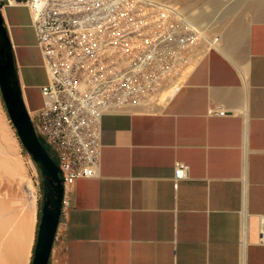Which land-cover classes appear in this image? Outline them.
Masks as SVG:
<instances>
[{
    "label": "crops",
    "instance_id": "0c3cea01",
    "mask_svg": "<svg viewBox=\"0 0 264 264\" xmlns=\"http://www.w3.org/2000/svg\"><path fill=\"white\" fill-rule=\"evenodd\" d=\"M27 9L0 11L35 111L29 50L42 51ZM244 28L206 48L159 108L102 114L98 175L74 185L48 264H264V20ZM177 162L189 169L176 182ZM40 211L37 201L25 264Z\"/></svg>",
    "mask_w": 264,
    "mask_h": 264
},
{
    "label": "built area",
    "instance_id": "2783aa9c",
    "mask_svg": "<svg viewBox=\"0 0 264 264\" xmlns=\"http://www.w3.org/2000/svg\"><path fill=\"white\" fill-rule=\"evenodd\" d=\"M6 4L28 6L48 76L42 106L28 114L58 159L64 192L56 240L65 234L62 218L77 180L98 175L100 117L126 110L128 102L138 105L134 70L153 59L166 63L193 34L178 6L156 0H0V8ZM109 50L105 77L101 57ZM188 169L177 162L176 182Z\"/></svg>",
    "mask_w": 264,
    "mask_h": 264
},
{
    "label": "bare ground",
    "instance_id": "6f19581e",
    "mask_svg": "<svg viewBox=\"0 0 264 264\" xmlns=\"http://www.w3.org/2000/svg\"><path fill=\"white\" fill-rule=\"evenodd\" d=\"M156 1L173 6L181 2L180 5H182L178 6V10L185 17V24L191 29L193 35L179 53L169 56L170 59L166 63L153 59L143 64L141 71L134 70L132 77L139 90L140 103L136 105L128 102L126 110L159 108L179 86L183 77L206 48L219 44L226 32L230 31L232 35L234 30H244L246 24L254 17L264 19V0ZM112 54L109 50L101 57V68L105 77H109V68L106 63L113 58ZM116 57L119 58L118 55ZM4 145L0 126V170H5L9 165L8 159L1 155ZM32 196L36 199L34 191ZM18 197L19 194L12 191L8 200L0 199V264H25L26 250L32 232L30 217L22 213L19 205L16 206L14 203L18 202Z\"/></svg>",
    "mask_w": 264,
    "mask_h": 264
},
{
    "label": "water",
    "instance_id": "95a60500",
    "mask_svg": "<svg viewBox=\"0 0 264 264\" xmlns=\"http://www.w3.org/2000/svg\"><path fill=\"white\" fill-rule=\"evenodd\" d=\"M0 11V91L16 131L43 175L44 202L32 264H48L61 218L63 184L60 169L36 135L24 103L11 40Z\"/></svg>",
    "mask_w": 264,
    "mask_h": 264
},
{
    "label": "rangeland",
    "instance_id": "374dc122",
    "mask_svg": "<svg viewBox=\"0 0 264 264\" xmlns=\"http://www.w3.org/2000/svg\"><path fill=\"white\" fill-rule=\"evenodd\" d=\"M196 1V0H191ZM230 1V0H229ZM236 1V0H233ZM243 0L242 2H245ZM181 2L176 3L179 6ZM182 5V4H181ZM180 5V6H181ZM179 6V7H180ZM24 21H28L30 17L29 10L22 11ZM248 18H252L248 16ZM264 20L255 19L247 23L250 24L253 21ZM29 42H34V38H28ZM38 47H32L29 52L34 61L40 63L34 72L35 86L30 90V109H39L43 104V98L41 93V85L46 81V69L43 65L41 54H39ZM0 126L2 127V133L4 138V149L1 153L2 157L8 159L9 165L5 170H0V199L8 200L11 197L12 191L19 194L18 202L15 205L20 208L22 213L27 214L30 217V226L32 229V209L34 203L42 202L43 199V175L38 164L33 160L32 156L28 154L17 135L16 129L14 128L10 116L5 107L1 92H0ZM44 147L58 165V159L53 150L46 144ZM32 191L36 194V199L32 196ZM8 198V199H7ZM43 206V202L41 203ZM29 243L26 250L28 253Z\"/></svg>",
    "mask_w": 264,
    "mask_h": 264
},
{
    "label": "trees",
    "instance_id": "16d2710c",
    "mask_svg": "<svg viewBox=\"0 0 264 264\" xmlns=\"http://www.w3.org/2000/svg\"><path fill=\"white\" fill-rule=\"evenodd\" d=\"M4 28H5V30H6V32H7V28H6V26H5V22L3 21V25H2ZM5 104V103H4ZM6 107V106H5ZM11 119V118H10ZM13 124V123H12ZM14 126V125H13ZM14 128H15V126H14ZM16 129V128H15ZM17 132V131H16ZM17 135H18V133H17ZM18 137H19V135H18ZM19 139H20V137H19ZM20 141H21V139H20ZM21 144H22V146H23V148H24V150L29 154V152L26 150V148L24 147V145H23V143H22V141H21ZM42 203V202H41ZM41 214H42V205H41V211H40V217H39V222H38V228H39V223H40V218H41ZM38 228H37V233H38ZM36 244V243H35ZM34 249H35V246H34ZM33 256H34V253H33ZM33 259V258H32ZM31 264H32V262H31Z\"/></svg>",
    "mask_w": 264,
    "mask_h": 264
},
{
    "label": "flooded vegetation",
    "instance_id": "af4514ba",
    "mask_svg": "<svg viewBox=\"0 0 264 264\" xmlns=\"http://www.w3.org/2000/svg\"><path fill=\"white\" fill-rule=\"evenodd\" d=\"M16 63V62H15ZM16 69H17V67H16ZM1 92V91H0ZM1 95H2V93H1ZM3 98V97H2ZM4 101V100H3ZM5 103V102H4ZM42 202H44V187H43V199H42Z\"/></svg>",
    "mask_w": 264,
    "mask_h": 264
}]
</instances>
